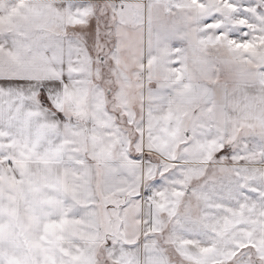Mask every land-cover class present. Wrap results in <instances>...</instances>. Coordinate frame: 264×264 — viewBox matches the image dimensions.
Returning a JSON list of instances; mask_svg holds the SVG:
<instances>
[{"label": "snow or ice", "instance_id": "snow-or-ice-1", "mask_svg": "<svg viewBox=\"0 0 264 264\" xmlns=\"http://www.w3.org/2000/svg\"><path fill=\"white\" fill-rule=\"evenodd\" d=\"M0 264H264V0H0Z\"/></svg>", "mask_w": 264, "mask_h": 264}]
</instances>
